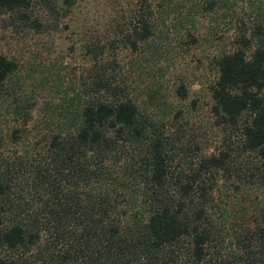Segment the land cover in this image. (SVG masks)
Instances as JSON below:
<instances>
[{"label":"trees","instance_id":"trees-1","mask_svg":"<svg viewBox=\"0 0 264 264\" xmlns=\"http://www.w3.org/2000/svg\"><path fill=\"white\" fill-rule=\"evenodd\" d=\"M32 1L0 0V8L27 19ZM154 9L139 0L133 23L118 26L129 52L148 43ZM249 37L257 42L247 55L217 57L208 88L210 115L236 141L198 152L187 172L172 168L166 114L150 107L152 94L137 102L102 67L91 69L90 92L76 104L47 103L42 128L26 125L29 107L9 102L22 120L0 136V264H264V17ZM103 47L91 42L93 58ZM15 69L0 54V86ZM248 154L260 167L235 168L230 180Z\"/></svg>","mask_w":264,"mask_h":264},{"label":"rangeland","instance_id":"rangeland-1","mask_svg":"<svg viewBox=\"0 0 264 264\" xmlns=\"http://www.w3.org/2000/svg\"><path fill=\"white\" fill-rule=\"evenodd\" d=\"M45 1L33 0L27 19L0 8V54L16 62L0 86L4 142L8 129L22 120L8 113L9 102L29 107L26 125L42 128L47 103L76 104L90 92L91 69L101 67L112 81L127 84L137 102L147 105V94H152L150 107L166 114L171 164L177 171L194 168L198 152L236 141V130L215 124L210 115L208 88L220 54L242 48L247 55L256 44L249 36L264 17V0H152L153 34L133 53L122 46L118 30L133 23L139 0H70V6L69 0H57L61 9L56 11ZM242 36L250 38L246 47ZM91 42L104 44L105 51L93 58ZM256 166L253 154L244 155L233 164L229 178L235 168L250 173ZM222 186L227 194L233 190L228 182ZM247 190L252 196L253 190Z\"/></svg>","mask_w":264,"mask_h":264}]
</instances>
